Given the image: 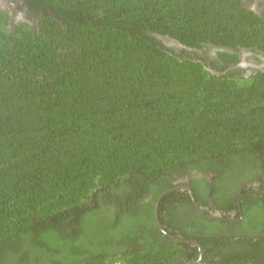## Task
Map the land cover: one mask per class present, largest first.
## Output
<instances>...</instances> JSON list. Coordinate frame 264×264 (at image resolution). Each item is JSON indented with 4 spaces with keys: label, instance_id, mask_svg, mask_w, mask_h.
Here are the masks:
<instances>
[{
    "label": "trees",
    "instance_id": "trees-1",
    "mask_svg": "<svg viewBox=\"0 0 264 264\" xmlns=\"http://www.w3.org/2000/svg\"><path fill=\"white\" fill-rule=\"evenodd\" d=\"M25 1L30 22L0 11V264L194 259L153 215L174 175L192 171L214 173L211 208L239 201L242 219H208L173 189L158 203L166 229L179 222L202 264H264L263 200L248 186L236 196L264 184V71L212 73L189 54L264 50V18L242 0Z\"/></svg>",
    "mask_w": 264,
    "mask_h": 264
},
{
    "label": "flooded vegetation",
    "instance_id": "flooded-vegetation-1",
    "mask_svg": "<svg viewBox=\"0 0 264 264\" xmlns=\"http://www.w3.org/2000/svg\"><path fill=\"white\" fill-rule=\"evenodd\" d=\"M243 5L249 9L252 10L256 15H258L261 18H264V0H242ZM26 1L25 0H0V11H4L5 13H8L10 21L8 25H11V23L18 22V21H31L29 20L30 15L27 13L26 8ZM162 41L166 44H169L171 47H173L178 54L181 53H187L184 50H186L188 47H184L183 45L177 44L173 41H168L166 39H162ZM174 45V46H173ZM184 49V50H183ZM188 50V49H187ZM189 51V50H188ZM219 51L227 52L233 56V62L225 63V58H221L218 56ZM189 54L193 57H197L199 61L203 63V65L212 72V73H220V74H227L231 71H236L242 74L243 76H249L253 73H255L260 69L258 66L263 61L262 58H264V50L261 49L258 45L257 46H241L237 45L236 47H219L209 44V48L199 49V50H192L189 51ZM212 62H215L219 66H224L223 69L220 71L213 69L211 67ZM225 63V65H224ZM228 65V66H227ZM264 71V70H262ZM215 176L214 173H208V174H202V173H195L192 172H186L185 175H179L175 174L172 180V184L174 186L169 189L168 191L162 192L158 198L156 199V202L153 207V215L156 222V229L161 234L160 236L164 237L167 236L170 239L176 241V242H183V243H190V250L189 254L193 251L194 247L196 246L198 249V253L196 258L190 259L188 261H185L183 264H202V257H203V249L200 243L195 239H185L182 234L180 233L181 230L179 228V222L178 226H175L173 230L177 231V235L171 233L166 229L167 224H163L160 221V218L158 216V203L160 199L169 191L176 189L181 190L182 193H186L188 195L189 200L192 202L195 209L205 216L208 219H220V220H226V221H232V222H239L242 219V209L239 204V201H237L238 209L233 208L229 212H222L219 209H213L211 208L214 204L215 199L209 198L207 196L208 191V185L211 184L212 178ZM193 179L195 183L192 185L190 183V180ZM256 181L259 180H251L247 181L244 184L238 186L236 188V196L239 198L242 190L245 186H248L249 188H253L255 191V195L259 193V197L262 198L263 204H264V186L262 184H257ZM248 183H250L248 185ZM185 185H188L186 187ZM197 189L198 196L202 197V201H207L209 203L208 205H203L202 203L199 204L194 196V189ZM147 199H149L148 194L144 195ZM224 196V193H223ZM215 197V196H214ZM184 199V198H183ZM257 199V200H256ZM178 206L182 207L184 204L178 202ZM260 204L259 198L255 197L251 200L249 204V212L253 217H257L255 206ZM200 210V211H199ZM184 213H187L185 210H182ZM165 221H173L176 220L172 217H169L166 213L163 214ZM184 219V218H183ZM156 237L158 240L160 239L159 234L157 233ZM180 239V240H177ZM195 242V243H193ZM116 263L123 264L122 262L116 261Z\"/></svg>",
    "mask_w": 264,
    "mask_h": 264
},
{
    "label": "water",
    "instance_id": "water-1",
    "mask_svg": "<svg viewBox=\"0 0 264 264\" xmlns=\"http://www.w3.org/2000/svg\"><path fill=\"white\" fill-rule=\"evenodd\" d=\"M262 60H263V61L259 64L258 67H259L260 69L264 70V58H262ZM207 68H208V67H207ZM262 70H261V71H262ZM214 73H215V72H214ZM217 74H218V73H217ZM256 183H257V184H262V185L264 186V184H263L262 181H256ZM249 184H250V183H248V185H249ZM185 186L188 187V185H185ZM199 211H200V210H199ZM177 240H180V239H177ZM193 243H195V242H193ZM115 264H119V263H115ZM191 264H192V263H191Z\"/></svg>",
    "mask_w": 264,
    "mask_h": 264
}]
</instances>
